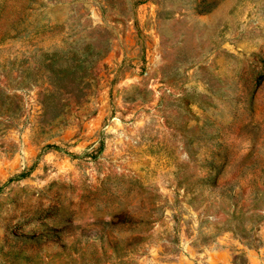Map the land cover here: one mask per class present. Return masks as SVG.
I'll list each match as a JSON object with an SVG mask.
<instances>
[{
	"label": "rangeland",
	"instance_id": "374dc122",
	"mask_svg": "<svg viewBox=\"0 0 264 264\" xmlns=\"http://www.w3.org/2000/svg\"><path fill=\"white\" fill-rule=\"evenodd\" d=\"M0 264H264V0H0Z\"/></svg>",
	"mask_w": 264,
	"mask_h": 264
}]
</instances>
